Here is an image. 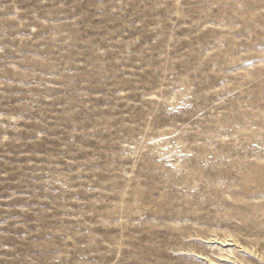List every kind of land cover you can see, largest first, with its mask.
<instances>
[{
  "label": "rangeland",
  "instance_id": "obj_1",
  "mask_svg": "<svg viewBox=\"0 0 264 264\" xmlns=\"http://www.w3.org/2000/svg\"><path fill=\"white\" fill-rule=\"evenodd\" d=\"M0 264H264V0H0Z\"/></svg>",
  "mask_w": 264,
  "mask_h": 264
},
{
  "label": "bare ground",
  "instance_id": "obj_2",
  "mask_svg": "<svg viewBox=\"0 0 264 264\" xmlns=\"http://www.w3.org/2000/svg\"><path fill=\"white\" fill-rule=\"evenodd\" d=\"M226 240H223V242H225ZM229 244V243H228Z\"/></svg>",
  "mask_w": 264,
  "mask_h": 264
}]
</instances>
